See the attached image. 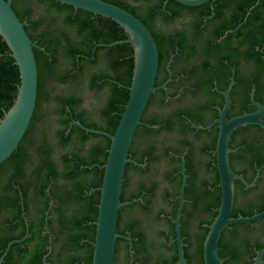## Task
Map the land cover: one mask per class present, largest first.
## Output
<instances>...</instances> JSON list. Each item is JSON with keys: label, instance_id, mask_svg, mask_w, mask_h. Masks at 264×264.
Wrapping results in <instances>:
<instances>
[{"label": "flooded vegetation", "instance_id": "1", "mask_svg": "<svg viewBox=\"0 0 264 264\" xmlns=\"http://www.w3.org/2000/svg\"><path fill=\"white\" fill-rule=\"evenodd\" d=\"M15 6L18 10L23 8L21 4ZM41 15L33 6L30 19L35 21ZM62 19L50 23L46 30L44 27H36L34 32L30 30L32 42L42 52L45 49L37 43V38L41 39L42 31L48 32L45 40L55 48L53 67L67 77L60 82L55 73L46 87L47 93L52 88L61 89L54 99L50 127L46 125L43 108L36 114L34 109L17 149L8 162L0 165V260L6 253L0 264H39L38 257L42 264H91V226L95 223L91 220V194L99 188L91 185L96 179L91 173V144L102 140L91 141V133L76 123L91 130L92 122L97 128L93 130L106 132L100 128L109 121L103 111L110 87L103 80L91 87V73L106 67L102 57L91 65V58L101 45L91 50V42L75 26H65ZM154 25V31L165 34L166 53L163 51L161 62L158 59L155 80V87L164 88L149 98L130 146L131 168L124 171L122 181L123 203H129L123 207L140 202L141 212L131 216L123 211L119 217L123 226L131 218L140 221L139 231L145 244L158 238L162 245L177 249L175 235L172 237L165 225L173 224L175 213L172 215V211L176 212L178 205V194H174L178 183L182 182V160L186 186L180 221L190 225L194 217L216 213L220 193L218 183L213 184L217 169L215 147L211 148L213 140L216 144L218 126L204 130L197 127H209L218 118L224 104L223 92L232 81L227 119L255 111L250 98L253 90V101L264 105V50L247 56L238 38H226L228 32L210 42L211 36L207 35L204 24L199 27L204 34L195 32L197 29L190 16H174L167 23L156 20ZM68 46L78 50L74 58L76 65H72L69 55L70 65L65 64ZM83 92L88 93L87 106ZM91 101L95 103L92 109ZM62 102L71 106L68 115L61 110ZM256 129L264 139L263 129L249 125L235 130L228 144L234 151L229 155L233 172L241 175L246 184H252L246 187L239 181L234 183L232 211L237 217H250L248 213L254 215L260 208L264 210V142L261 146L263 160L258 165L255 161ZM101 166L98 165L100 170ZM132 196L137 199L127 201ZM156 215L159 220L154 219ZM202 226L204 230L207 227L205 223ZM235 226L238 228L231 226L223 231L218 249L240 247L242 240L245 248H238L235 256L228 253L221 258L224 264H254L256 252L264 248V218ZM124 233L126 235H119L130 240L122 239L127 245L122 243L115 247L114 264L119 253L125 256L126 247L132 263L131 237L126 230ZM197 234L192 224L186 225L181 236L183 248L190 247ZM244 251H247L245 256ZM262 260L264 264V257ZM122 264H126L125 258Z\"/></svg>", "mask_w": 264, "mask_h": 264}, {"label": "trees", "instance_id": "2", "mask_svg": "<svg viewBox=\"0 0 264 264\" xmlns=\"http://www.w3.org/2000/svg\"><path fill=\"white\" fill-rule=\"evenodd\" d=\"M103 1L129 12L145 25L156 43L159 62H161V59H163V56L166 53V47H164L165 34L162 31H154V23L156 20L167 23L170 21V19H173L174 16L180 15H185L186 17L190 16L192 18V25L197 29L195 32L198 31L199 33H203L200 31L199 27L204 24L207 35L211 36L209 39L210 42H215L217 38L228 32L226 38H230L232 36L238 38L241 47L244 46L245 50L248 52L247 56L251 53L256 54L255 52H259L261 49L264 50L262 48L264 44V0H211L207 4L201 5L199 7H185L177 4L173 0ZM16 4H21L23 8L18 10L15 6ZM34 5H37V7H42V15L35 21L30 19ZM11 8L20 22H27V24H24V30L31 41H33V33H30V30L32 32V30L36 27H44L46 30L49 28L50 23L56 22L62 17V22L65 26L69 28L75 26L79 33L83 34L88 42H91V50L97 45H110L115 42L124 41L128 38L124 31L111 20L82 10H76L55 0H13ZM205 29L203 30L205 31ZM46 35H48V32L42 31L41 39L37 38V43L44 47L45 51L42 52L39 48H33V54L38 72L37 95L34 114L39 112L42 102L47 99L48 93L46 92V87L51 78L55 76V73H58L57 79L60 82H63L67 77L61 74L58 69H54L53 67V60L55 59L53 56V51L55 48L52 46V44H50V42H48V40H45ZM255 49L258 50L256 51ZM66 50L67 62L65 64L70 65V56L72 65H76V61L74 63V58L75 54L78 53V50H73L70 48V46H68ZM46 53H49L50 56H47ZM99 57L104 59L106 67L100 71L96 70L95 72L91 73V87L96 86V81L101 80H103L110 87L109 100L105 110L103 111V114L108 116L109 121L100 129H103L110 134H114L120 119V114L123 112V108L128 100L127 88L130 86L133 70V51L132 47L128 43H120L110 47L100 46L96 48L95 53L91 58V65L95 64ZM50 58L52 59L51 61H49ZM206 84L209 83L206 81ZM18 85V68L10 56L8 47L0 37V119L3 116V113L6 112L13 104ZM209 86L211 87V84H209ZM70 109L71 106L68 102H62L61 110L65 115L70 113ZM179 115L180 114L177 113L176 117L178 121L181 122ZM178 124L181 125L179 122ZM138 128L140 127L138 126L137 129ZM91 129H97L95 124L92 122ZM183 131H186L184 126ZM254 132L255 161L259 165L263 160L261 155V146L263 145L262 143L264 142V139L258 129H256ZM95 140H102V142H100L101 144L99 142L91 144V173L95 174L96 176V179L92 180L91 185L93 187H100L103 170H100L98 165L100 166L105 163L110 141L106 137L91 134V141ZM214 147L215 140L212 141L211 145L212 149H214ZM6 162L8 161L6 160ZM129 168H131V165L128 163L125 167V170ZM213 181V184L219 183L217 171L215 172ZM179 185L180 182L176 187L174 195L178 194ZM201 196L202 195H199V197ZM133 199H137V196H132L127 201H132ZM216 200L217 205H219L220 193H218ZM120 201L122 203L125 202V200L122 198V195H120ZM98 202L99 192L96 191L91 194L92 221H96L97 218ZM140 205V202L131 203L129 206L122 207L118 213L116 232L117 234L126 235L124 233V230H126L129 233L127 235H130L132 241V263H130V255L126 247V254L124 256L126 264H177L178 257L176 247H167L165 243L162 245L158 238L154 239L150 244H145L143 234L139 231L140 221L137 218L129 219L125 226H123V221L119 217V214H121L123 211H126L131 216H135L136 213L141 212ZM262 210L263 208H260L257 210V213L261 212ZM174 213L175 209H173L172 215H174ZM215 215L216 213H214L212 216H198L192 219V227L194 230L197 229L198 234L194 240V243L191 244L190 247H184L186 264H203L202 245L208 231L207 227L212 223ZM251 215L253 214H247V216ZM231 217H237L235 211H232ZM154 219L159 220L160 217L156 215ZM204 223L207 225L205 230L202 226ZM149 224H152L151 221ZM180 224V233L183 237L184 227L186 225L190 226L191 224L189 225L188 222L183 223L182 220L180 221ZM165 226L167 230L170 231L172 237H174L173 224H167ZM232 227L235 229L238 228L236 226ZM234 231L237 232V230ZM94 235L95 226H91V262ZM122 243H124V241L117 238L115 247L117 248V246ZM241 244L242 245L240 247L225 246L224 251L218 249L219 257L221 258L223 254L228 253H230L232 256H235L239 253L237 251L238 248H245L244 240L241 241ZM219 245L220 244H218V248ZM260 247L261 246L257 243V249H260ZM246 252L247 251L243 252L244 256L246 255ZM38 263L42 264L40 257H38Z\"/></svg>", "mask_w": 264, "mask_h": 264}, {"label": "water", "instance_id": "3", "mask_svg": "<svg viewBox=\"0 0 264 264\" xmlns=\"http://www.w3.org/2000/svg\"><path fill=\"white\" fill-rule=\"evenodd\" d=\"M55 1L76 10L104 17L116 23L128 38L124 41L101 46L110 47L120 43H128L133 51V70L130 86L127 88L128 100L123 108V112L120 114L114 134L93 129L89 130L76 123L85 132L104 136L110 141L106 161L101 166L103 176L101 186L98 188L99 202L97 218L94 223L95 235L92 243L91 264H113L116 239L130 240L129 237H123L116 232L119 210L129 204L128 202L122 203L120 195L125 167L130 162L128 158L130 146L135 131L141 123V118L150 96L155 91L164 88V86L155 87L158 70V50L153 36L145 25L129 12L113 4L104 2L103 0ZM173 1L185 7H199L211 0ZM0 37L8 47L10 56L14 60L19 73V85L16 97L11 107L3 113L0 119L1 165L17 149L27 131L35 109L38 82L37 66L33 54L35 44L26 34L24 23L19 21L12 10L11 0H0ZM232 85L233 81L229 84L228 89L223 92L224 104L219 111L218 118L209 127H197V129L204 130L214 125L218 126L214 156L219 180L220 203L212 223L207 227L208 231L203 241V264H224V260L218 255V242L225 229L235 225L251 224L264 218V210L250 217H231L235 181L241 182L246 187L252 186V184H246L243 177L233 172L230 166L229 155L234 152L228 146L231 135L238 128L249 125L258 126L264 130V105L253 101L254 90L250 98L255 111L234 116L230 119L226 118V112L230 103L229 92ZM181 175L182 182L179 188L178 205L173 225L174 240L177 244V264H186L180 235V217L184 203L183 193L186 186L183 160ZM263 257L264 248L256 252L254 264H263Z\"/></svg>", "mask_w": 264, "mask_h": 264}, {"label": "rangeland", "instance_id": "4", "mask_svg": "<svg viewBox=\"0 0 264 264\" xmlns=\"http://www.w3.org/2000/svg\"><path fill=\"white\" fill-rule=\"evenodd\" d=\"M36 7V11L37 13L39 12V10L41 11V8L42 7H37V5H34ZM50 83H51V80H50ZM52 86V85H51ZM61 89L59 87H56L55 90L52 88V89H49L50 92H48V97L46 100L43 101V105H42V108L45 112V115H46V120H47V126L49 125V121L50 118L52 117V109L54 107V99L56 97L57 94H59L61 91ZM83 97L85 98V106H87V104L89 103V97H88V93L86 92H83L82 93ZM95 106V103L93 104V102L91 101V109ZM50 126H48L49 128ZM124 261V256H122L120 253L118 255V258H117V264H122V262Z\"/></svg>", "mask_w": 264, "mask_h": 264}]
</instances>
